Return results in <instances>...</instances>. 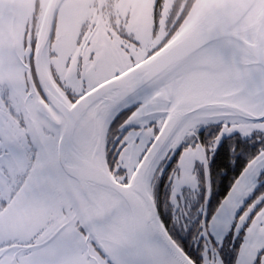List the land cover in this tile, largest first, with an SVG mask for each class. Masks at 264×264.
Listing matches in <instances>:
<instances>
[{
	"label": "snow or ice",
	"instance_id": "snow-or-ice-1",
	"mask_svg": "<svg viewBox=\"0 0 264 264\" xmlns=\"http://www.w3.org/2000/svg\"><path fill=\"white\" fill-rule=\"evenodd\" d=\"M229 254L264 264V0H0V264Z\"/></svg>",
	"mask_w": 264,
	"mask_h": 264
},
{
	"label": "flooded vegetation",
	"instance_id": "flooded-vegetation-1",
	"mask_svg": "<svg viewBox=\"0 0 264 264\" xmlns=\"http://www.w3.org/2000/svg\"><path fill=\"white\" fill-rule=\"evenodd\" d=\"M227 187H228L227 179L224 180L223 186H222V179L217 180V187H216V193H215V198L217 200H219V198L222 197L227 192ZM236 246H238V242L236 243ZM225 258L228 261V264H231L232 256L229 254V255H226Z\"/></svg>",
	"mask_w": 264,
	"mask_h": 264
},
{
	"label": "trees",
	"instance_id": "trees-1",
	"mask_svg": "<svg viewBox=\"0 0 264 264\" xmlns=\"http://www.w3.org/2000/svg\"><path fill=\"white\" fill-rule=\"evenodd\" d=\"M231 175V173H229V176ZM218 179H222V186H223V184H224V180L225 179H227L228 180V176H225L224 178L223 177H221V178H218Z\"/></svg>",
	"mask_w": 264,
	"mask_h": 264
}]
</instances>
